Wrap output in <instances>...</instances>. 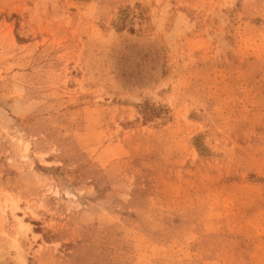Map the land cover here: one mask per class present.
<instances>
[{
  "label": "rangeland",
  "instance_id": "rangeland-1",
  "mask_svg": "<svg viewBox=\"0 0 264 264\" xmlns=\"http://www.w3.org/2000/svg\"><path fill=\"white\" fill-rule=\"evenodd\" d=\"M0 264H264V0H0Z\"/></svg>",
  "mask_w": 264,
  "mask_h": 264
}]
</instances>
